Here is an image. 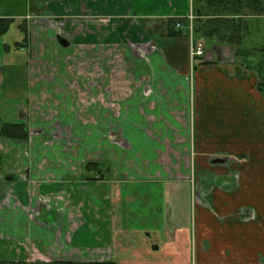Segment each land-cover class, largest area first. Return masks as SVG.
<instances>
[{
    "label": "crops",
    "instance_id": "crops-1",
    "mask_svg": "<svg viewBox=\"0 0 264 264\" xmlns=\"http://www.w3.org/2000/svg\"><path fill=\"white\" fill-rule=\"evenodd\" d=\"M0 6L22 20L25 43L18 45L30 57L28 95L5 100L0 94V119L44 131L28 166L21 145L0 143V195L12 184L16 196L10 212L0 209V261L264 264V71L244 66L232 47L214 39H202L204 56L192 60L186 32H167L168 20L184 18L191 0H1ZM5 45L0 37L3 53ZM122 45L135 48L126 57H138L131 59L139 74L147 61L161 84L132 87L118 117L95 101L101 87L66 86L71 79L62 59L57 82L30 83L34 57ZM246 48L264 55L262 48ZM83 93L91 95L88 110L96 120L87 124L72 113L83 108ZM20 104L60 112L30 124L11 121V112L5 117L2 109ZM123 111L128 126L120 132ZM55 121L71 127L82 151H63V132L53 138ZM122 132L124 148L116 143ZM49 140L54 143L46 148ZM86 155H93L86 163L99 166L91 173ZM43 157L49 160L44 170L36 165ZM143 159L144 171L126 170L129 161Z\"/></svg>",
    "mask_w": 264,
    "mask_h": 264
},
{
    "label": "rangeland",
    "instance_id": "rangeland-1",
    "mask_svg": "<svg viewBox=\"0 0 264 264\" xmlns=\"http://www.w3.org/2000/svg\"><path fill=\"white\" fill-rule=\"evenodd\" d=\"M5 1V0H2ZM7 3L13 4L18 3L19 1L23 0H6ZM1 2V0H0ZM142 15V11H139L138 16ZM12 16V17H11ZM18 16L14 12L3 8L0 6V25H3L4 31L1 33V39L6 44L4 47V53L0 50V71L2 73V79L0 83V94L1 98L7 100H17L21 99L24 100L28 95L29 91V79H28V61L30 57L27 54V51L22 48L18 44L25 43V33L23 34V30L21 26L23 24L22 20H18L15 18ZM252 30L250 31V36H244L243 39V47L245 45L250 47L253 46L260 49H264V19L253 20L252 23ZM60 38L58 39V43L61 40H67L64 38L65 36L59 35ZM209 42L207 43V47H209ZM61 47V46H60ZM130 47L128 48L127 45L122 46H114V47H100L99 53H94L93 48H69L68 55H63V57H57V52H54L53 55L55 57H49V59L45 60L44 57H34L31 62L32 72L30 83H44L45 81L48 82H57V78H62L58 72V63L60 59L64 62L65 69L69 72L67 75L70 77L71 80H66V86H82L85 85V88H89L93 86L96 88L97 86L101 87L100 94L95 97L96 102H100L102 106L106 107L108 111L112 110V114L119 116L120 111H122L121 104L127 101L130 97L134 95V92L131 91V88H137L140 86H147L145 89H148V86H152L154 84H161L156 83L154 81L151 69L147 67V60L149 57H140L145 63L144 69L145 72L141 76L139 71L141 70V66H138L131 58L137 59L138 57H126V53L131 52L132 54L136 55L135 48ZM63 51V48H59ZM131 49V50H130ZM262 53V52H261ZM256 54V55H255ZM250 54V57H242L244 61H250L251 64L258 72L264 71V55H258L257 53ZM36 59V60H34ZM45 60V61H44ZM95 64V65H94ZM91 68V69H90ZM90 69V70H89ZM149 71L148 73L146 71ZM29 71V73H30ZM110 71V76H108L107 72ZM264 73H262L263 75ZM73 75V77H72ZM134 76H136L134 78ZM264 76V75H263ZM58 78V79H59ZM67 79V78H63ZM62 79V80H63ZM94 80L97 81V84L94 83ZM135 81V82H134ZM112 86L114 90L109 91V87ZM143 91H145L143 89ZM145 95V94H144ZM82 99L79 100L80 103L84 104L83 108L79 110H73L72 113L75 116V119L79 123H91L95 120V115L93 116L91 113L92 111L88 107L90 103H92V99L90 98L91 95L87 93L80 94ZM38 101L43 102L39 98ZM53 101H56L53 99ZM21 105V104H20ZM4 112L5 117H9L7 112H11L13 117L10 119L11 121H21V122H28L29 124L35 120H39V118L47 119L51 121V117L53 118V114L58 113L60 111L57 110H50L43 111L38 107L34 110L24 109L23 105H21L20 109L16 108L14 111L2 109ZM103 112V111H102ZM41 113H46V116L39 115ZM130 115V114H129ZM128 115V116H129ZM4 117V116H3ZM18 117V118H17ZM131 118L137 119L135 114L130 115ZM104 114L101 116V120L105 121ZM51 119V120H50ZM45 121V120H44ZM96 121V120H95ZM121 130H125L128 126L126 123V114L125 111L121 114ZM141 122V120H139ZM51 123V122H50ZM54 124V123H53ZM51 123V126L53 125ZM56 125V132L53 133V138H58V132H63V136H60L63 141L59 142L63 146V151L67 153H76L79 150L82 151L83 143L73 135L71 127L62 128L60 127L58 121H55ZM59 126V128H58ZM140 128V127H139ZM65 129V130H64ZM120 131V132H121ZM29 136L28 141L26 142H14L16 144L21 145L20 156L23 159H27V166L32 161V150L35 144L36 139H38L41 135L44 134L43 130L35 129V127H31L30 130L28 129ZM116 132V129L113 130V133ZM41 134V135H40ZM116 143H118L121 147L124 148V142L120 140H124L123 132L122 136ZM2 139H0V143H2ZM7 141V140H4ZM116 139L112 138V142L115 143ZM121 143H120V142ZM53 140H49L44 142L45 147H51L53 145ZM115 143V144H116ZM2 145V144H1ZM6 149L9 147L6 146ZM140 156V153H137ZM93 155H86L84 158V163L91 162ZM137 159V158H136ZM57 165L63 164L59 158L54 160ZM12 163V160H11ZM55 163H50L52 165H56ZM73 165H80L81 163L70 162ZM142 163L141 166H139ZM87 164V163H86ZM37 166L40 169L44 170L45 166L49 165V160L46 157L41 158V160L37 161ZM56 165V166H57ZM50 167V166H48ZM143 167L147 169L148 162L146 159H143L139 164L134 162H128L126 164V170H133L135 172H142ZM144 171V170H143ZM48 172V171H47ZM46 172V173H47ZM147 172V171H146ZM44 174V177H47ZM43 175V174H42ZM2 174H0V179ZM15 193L12 184H8L7 187L2 191L0 195V209L3 207L6 209L5 211H10L13 209V198H15ZM17 205V202L15 203ZM31 209L27 208L26 211L29 212ZM9 211V212H10ZM25 212V211H24ZM9 240V239H6ZM35 262V261H34Z\"/></svg>",
    "mask_w": 264,
    "mask_h": 264
},
{
    "label": "trees",
    "instance_id": "trees-1",
    "mask_svg": "<svg viewBox=\"0 0 264 264\" xmlns=\"http://www.w3.org/2000/svg\"><path fill=\"white\" fill-rule=\"evenodd\" d=\"M192 11L195 15L193 35L194 38L214 39L219 44L232 47L235 57H250L253 53L248 46L243 47L244 36H250L252 21L264 19V0H191ZM184 23V18L168 20L167 32L169 36H182L186 29H176V22ZM0 25V36L4 31ZM254 47V46H250ZM243 59V58H242ZM244 66L252 65L246 61ZM264 86V82L260 81ZM264 88V87H263ZM262 88V89H263ZM0 139L25 142L28 141V129L25 124H8L0 119ZM2 165V153L0 152V168ZM99 166L94 163L85 165L86 173L93 172ZM91 179L92 177H88ZM0 264H113L112 262H77V261H51V262H15L0 261Z\"/></svg>",
    "mask_w": 264,
    "mask_h": 264
},
{
    "label": "built area",
    "instance_id": "built-area-1",
    "mask_svg": "<svg viewBox=\"0 0 264 264\" xmlns=\"http://www.w3.org/2000/svg\"><path fill=\"white\" fill-rule=\"evenodd\" d=\"M195 18L196 17L192 11V7H190L189 13L184 17V23H182L181 21H177L175 24L176 29H186L187 31L188 41L190 44L189 55L192 60L204 56V43L202 39L200 38L195 39L193 35Z\"/></svg>",
    "mask_w": 264,
    "mask_h": 264
},
{
    "label": "water",
    "instance_id": "water-1",
    "mask_svg": "<svg viewBox=\"0 0 264 264\" xmlns=\"http://www.w3.org/2000/svg\"><path fill=\"white\" fill-rule=\"evenodd\" d=\"M61 45L62 46H64V47H66L67 46V44H66V42L63 40V41H61Z\"/></svg>",
    "mask_w": 264,
    "mask_h": 264
},
{
    "label": "flooded vegetation",
    "instance_id": "flooded-vegetation-1",
    "mask_svg": "<svg viewBox=\"0 0 264 264\" xmlns=\"http://www.w3.org/2000/svg\"><path fill=\"white\" fill-rule=\"evenodd\" d=\"M61 41H63V40H61ZM61 41H60V44H61ZM65 41V40H64ZM66 42V41H65ZM66 44H67V42H66ZM28 136H29V132H28ZM29 139V138H28ZM27 142V141H26Z\"/></svg>",
    "mask_w": 264,
    "mask_h": 264
}]
</instances>
